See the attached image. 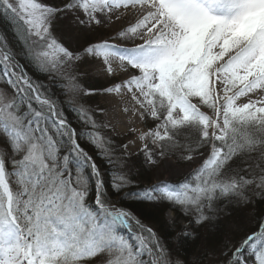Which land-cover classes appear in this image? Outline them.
Segmentation results:
<instances>
[{"label":"snow or ice","instance_id":"snow-or-ice-1","mask_svg":"<svg viewBox=\"0 0 264 264\" xmlns=\"http://www.w3.org/2000/svg\"><path fill=\"white\" fill-rule=\"evenodd\" d=\"M89 65L135 139L102 134ZM172 157L202 162L137 182ZM172 210L255 212L211 264H264V0H0V264H189Z\"/></svg>","mask_w":264,"mask_h":264},{"label":"rangeland","instance_id":"rangeland-1","mask_svg":"<svg viewBox=\"0 0 264 264\" xmlns=\"http://www.w3.org/2000/svg\"><path fill=\"white\" fill-rule=\"evenodd\" d=\"M82 71L87 73V75L84 76V80H90L91 84L95 87L105 86L109 83L108 78L102 76V74L96 70L95 66H85ZM88 102H90V106L92 108L96 109V118L98 121L109 125L106 130L109 131L110 136L119 137L122 143L127 142V140L130 139H135V137L139 134V132L130 133V128H144V125L140 122V120L137 117H133L131 112L125 113L122 111V107L126 101L117 102L115 97L105 96L100 90H98L97 94L89 98ZM201 162V158L194 157V162H187L176 160V158L172 157L170 159L160 161L157 166L148 167L151 169L154 167V169L151 170L154 184L160 180L178 181L188 174L194 167L198 166ZM142 177L146 178V175H142ZM164 221L166 225L175 223L180 230L187 226V232L189 234L194 232L193 225L189 222L190 218L183 216L178 211L177 213L174 210L166 212ZM257 223L258 220L255 212L252 211L243 214L234 213L232 215H222L216 222L213 223L220 225L221 235L219 239L221 238V241L218 243L214 242L216 237L212 236V239L208 237L209 225H196L195 228H197L200 234L199 240L196 242L194 249H192V245L188 244L186 246L184 257L187 259L189 264H211V261L219 255L222 242L224 240L232 237L242 230L254 227L253 225ZM166 229H169L170 233L180 231L178 229L172 231V229L169 227ZM226 234H228L227 237H225ZM173 242L174 241H172V243ZM174 244L176 243L174 242ZM178 257L181 258V256Z\"/></svg>","mask_w":264,"mask_h":264},{"label":"trees","instance_id":"trees-1","mask_svg":"<svg viewBox=\"0 0 264 264\" xmlns=\"http://www.w3.org/2000/svg\"><path fill=\"white\" fill-rule=\"evenodd\" d=\"M96 87H97V90H100L102 88V86H96ZM66 99H67V97H66ZM88 104L90 106V102H88ZM102 134H106V135H109L110 136L109 131L106 130V129L102 130ZM111 137L117 143H122L119 137H117V136H111ZM174 158H176V157H174ZM176 160H178V159L176 158ZM152 169H154V167ZM152 169L149 168L148 166H145L144 168L140 169V173L141 174L138 176L137 182L140 183V184H142V185L153 184L154 179H153V176H152V173H151V170ZM142 175H146V178H143ZM176 213H177V211H176ZM164 216H165V214L161 216V220L163 221V232H170L169 229H166L167 228L166 227L167 225H166V223L164 221ZM145 222L146 223H152V221H149V220H146ZM253 226L254 227L248 228V229L250 230V229H253V228H257L258 227V223L257 224H254ZM155 228H156V230L160 231L161 228H162V225L157 222L155 224ZM177 229L180 230L179 227L176 226V229L175 230H177ZM193 229H194V232L192 234L188 235V236H177V234L180 231L179 232H175V233H171V235H170L171 241H174L176 243V244H174V242H173V245L175 247V251H176L177 255L178 256H181V258H183V259H185L184 255H185V252H186L185 251L186 246L188 244L189 245H192L193 246L192 249H194L196 242L199 240V235L200 234H199L197 228L193 227ZM208 231H209L208 232V237L209 238L212 239V236L216 237V240H214V242L218 243V242L221 241V238L219 239V237L221 235L220 225L210 224ZM163 232L161 234H163ZM227 236H228V234L225 235V237H227Z\"/></svg>","mask_w":264,"mask_h":264},{"label":"bare ground","instance_id":"bare-ground-1","mask_svg":"<svg viewBox=\"0 0 264 264\" xmlns=\"http://www.w3.org/2000/svg\"><path fill=\"white\" fill-rule=\"evenodd\" d=\"M100 73V72H99ZM102 76H104V75H102ZM106 77V76H105Z\"/></svg>","mask_w":264,"mask_h":264}]
</instances>
